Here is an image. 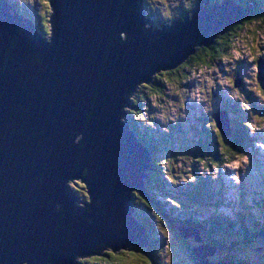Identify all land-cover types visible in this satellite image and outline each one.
Here are the masks:
<instances>
[{"label": "water", "instance_id": "water-1", "mask_svg": "<svg viewBox=\"0 0 264 264\" xmlns=\"http://www.w3.org/2000/svg\"><path fill=\"white\" fill-rule=\"evenodd\" d=\"M145 2L49 0L46 37L0 0V264H75L144 246L131 203L133 191L146 196L152 159L123 123L130 94L253 13L235 0H200L191 18L152 32ZM258 71L264 83L263 60ZM213 119L229 137L227 114ZM74 180L86 185L85 208ZM195 241L199 264H216V251Z\"/></svg>", "mask_w": 264, "mask_h": 264}, {"label": "rangeland", "instance_id": "rangeland-1", "mask_svg": "<svg viewBox=\"0 0 264 264\" xmlns=\"http://www.w3.org/2000/svg\"><path fill=\"white\" fill-rule=\"evenodd\" d=\"M15 1L22 5V8L28 7L32 10V6L34 8L33 14L37 12L35 13V23L41 27L40 16L42 17V14L45 15V13H42L43 6L39 4H48L49 6L48 0ZM193 1L196 2L197 0ZM190 2L191 0H147L146 5L150 6L149 11H152L151 6H154L156 14L169 10L175 18L179 12V6L186 9ZM36 3H38L37 7H41V10H37L39 7L36 9ZM48 16L51 17L50 14ZM258 26L259 33H253L252 28ZM121 38L123 40L126 39L123 34ZM235 43V49L230 52L231 56L227 60L216 61L213 67L209 69L204 68L195 73H188L187 77L182 81L174 78H172V81L169 80V83L162 81L163 98L158 99L151 92L152 89L151 91L143 92V96L148 97V101L144 100L143 102L145 105L146 103L148 104L144 114L138 119L140 130L141 132H149L151 136L158 139L157 143L161 145L160 151H158L160 154L157 152V159L162 160L163 164L160 174L157 173L156 175L161 178L166 187L165 195L161 196V194L154 193L156 199L151 195L155 200H159L166 205L164 210L166 216L171 213L174 216L182 215L183 220H189L188 217L190 216L194 218L198 216L211 217L212 211L216 210V205L210 208L208 205L211 202L195 203L189 201L185 193L192 185L198 186L201 183V179L218 188L216 179L220 171L219 180H223L228 184L227 191L230 196L225 200V206L219 205L216 214L242 217L247 222L254 217L255 220L253 222L264 223L263 126L255 127V122L250 124V136L256 141L249 146V150H244V155L233 158V161H228L227 163L222 161L220 166L215 163L212 168L202 165L198 161V159L202 158L201 156L213 157V154L216 153L212 151L210 154L205 150L209 138L206 135L204 136V130L207 128L214 135L218 134L219 140L220 135L222 137L218 129L213 132L214 129L211 127V124L216 127L218 123L217 120L215 123L212 118V115L218 109L222 108L221 111H223L225 104L239 105L243 112L241 116L245 121V117L249 118L250 113L252 114L255 111V108H251L252 104L259 109L260 101L264 98V94L259 90L261 86L257 77V61L261 58L264 59V24L260 25L257 21L249 24L242 32L240 39L235 41ZM160 79L167 80V77L164 76ZM262 87H264V83H262ZM229 100L233 101L230 102ZM247 111L250 112L248 117ZM260 111L262 112V110ZM204 118L205 123L203 121ZM258 119L264 121V116H258ZM223 123L226 125L225 120ZM201 142L203 148H201ZM197 156H199L198 159L196 158ZM151 168L153 167L151 166ZM200 173L201 178L198 179V174ZM79 183L81 184V181H71L68 187L77 193L76 196L79 202L81 201L79 203L77 200V206L85 208V205L90 204L91 200L90 196L87 195V188L79 185ZM152 207L151 213H154L156 208ZM146 212L149 211L146 209ZM243 212L244 216L241 215ZM154 215H150V219L153 221L157 237L165 241L164 248L166 252L160 257V264H182L188 255L186 256L177 241L176 246L174 245L176 236H173L172 232L175 230L170 231L168 227L166 228L162 224L161 219L166 220L164 216L161 215L160 218V216L154 217ZM193 236H196L195 233ZM193 239L195 240L196 237H193ZM190 242L193 244V241ZM125 249L124 247L118 252L120 253ZM243 249L245 253H248L257 262H259V259L264 261V243L262 240H257L252 246L251 244H243ZM125 251L130 252L131 250L127 249ZM133 256L134 258L131 260L136 261L137 264H144V260H147L141 253H134ZM147 256L150 258V262L152 261V264H154L152 253L147 252ZM91 258H95V264L100 260L98 257L92 256ZM213 260L217 264H223L225 262L224 254L216 252Z\"/></svg>", "mask_w": 264, "mask_h": 264}, {"label": "trees", "instance_id": "trees-1", "mask_svg": "<svg viewBox=\"0 0 264 264\" xmlns=\"http://www.w3.org/2000/svg\"><path fill=\"white\" fill-rule=\"evenodd\" d=\"M8 8L10 9L11 14L20 15L22 19L29 20L34 22L35 24V12L33 14V10H30L28 7L22 8V5L17 4L12 0H4ZM46 1V0H45ZM238 5L247 8V6H251L253 8V14L242 20L240 24L233 25L228 28V30L224 33H219L216 41L210 47H196L194 54L190 55L183 64L179 65L177 68L171 71L160 72L159 74L154 75L152 83L143 84L138 86L134 91L131 92L129 97V106L125 111V116L123 122L129 128L131 133L136 137V139L145 147L147 153L150 154L152 159V167L150 171L147 173V178L144 179V185L146 191V197L142 196L138 192H133L132 194V207L134 209L133 217L137 223V225L144 230L145 232V243L144 246L137 245H126L121 246L127 249H130V252H126L125 250L122 252H117L118 250H108L104 249L95 255L87 256V257H78L75 259V264H95L93 257H98L100 260L97 264H137L136 261L131 260L134 258V253H141L147 258L148 264H152L150 262V258L147 256V252L152 253V257L154 260V264H160V257L163 256L166 252L165 250V241L161 240L157 237V233L154 228L153 221L150 219V215L155 216H164L166 220L161 219L163 225L168 227L170 231H173V236L175 235L176 240L174 245L176 246V241L178 245L181 246V249L186 254V259L182 262V264H199L195 254L194 249L197 246L193 245L190 240H185L181 234H188V231H199L203 240L210 246L211 249L216 250V252L220 254H224L225 261H231L236 264H264V261L259 259V262L256 259L251 258L248 253L244 252L243 244H252L257 240H262L264 243V223H254L253 226L248 227L245 219L242 217H229L223 215L212 214L206 220H197V218L189 217V220H183L182 215L174 216L172 213L169 216H166L165 207L166 205L159 200L156 199V195L154 193L165 195L166 187L164 186V182L161 180L159 176L156 174H160L161 167L163 161L157 159L158 151H160V144H158V139L156 137L151 136L149 132H141L140 130V122L139 117L142 116L145 112V108L147 104L143 102L144 100L148 101V97L143 96V92L151 91L158 99L163 98V82L169 83V80L172 81V78L182 81L185 77H187L188 73L198 72L201 69H209L213 67L216 61H220L222 59L227 60L229 58L230 52L235 49V41H238L242 35V32L246 29V27L257 21L260 25L264 24V0H235ZM49 3V0L47 1ZM197 0L194 2L191 0L190 4L187 5L186 9L179 6V12L177 17H173L171 12L168 10L167 12L155 13L154 10L149 11L146 9V17L149 20L148 26L145 28L147 30H152V32L161 30L164 25L171 24L172 21L179 20V18L188 16V18L192 17V12L195 11L198 6ZM211 6L214 7L216 4H221L226 2V0H209ZM43 6L42 17L40 19L42 21L40 27V33L49 37L52 33L50 31V16L52 11L48 4H42ZM29 9V10H27ZM156 19V21H154ZM164 19V20H163ZM255 28V30H254ZM257 28V29H256ZM252 32L259 33V26L253 27ZM51 36V35H50ZM167 77V80L160 79L161 77ZM163 81V82H162ZM259 90L262 94H264V87H262V83L259 82ZM142 88L140 91L139 89ZM261 99V98H260ZM260 110H264V98L261 99ZM226 109L230 112V118L232 120L231 125V135L226 137L222 132V137L220 135V140L218 134L211 132V130L205 128L204 133L207 134L208 140L205 150L211 154L212 151L216 153L213 154V157H203L198 159L199 163L202 165H206L212 168L213 164H217L220 166L223 162L233 161V158H237L240 155H244V150H247L251 144H253V140L249 133L250 124H248L242 118L240 111H242L241 107L236 108L231 104H225ZM213 118V117H212ZM211 127L214 129L213 132H216L218 127L211 124ZM201 148H203L201 144ZM158 152V154H157ZM216 161V162H215ZM79 185L85 186L81 182ZM197 186V185H196ZM195 185L192 188V191L186 192V198L189 201H193L195 203L200 202H208L210 204L214 203V196L210 195V191L213 186L205 181L199 184L197 187ZM150 189V191H149ZM76 193V192H75ZM87 193V192H86ZM77 194V193H76ZM155 199L152 197V195ZM88 195V194H87ZM210 195V196H209ZM143 197V198H142ZM142 198V199H141ZM192 198V199H190ZM216 201H219V197L216 194ZM87 202V201H85ZM216 202L217 205H219ZM149 211L146 212V209ZM154 206L156 211L151 213V209ZM148 216V217H147ZM169 224V225H168ZM240 242V243H239ZM162 244V245H161ZM192 244V245H191ZM120 247V248H121ZM162 250V251H161ZM223 258V257H222ZM86 259V260H85ZM79 262V263H78Z\"/></svg>", "mask_w": 264, "mask_h": 264}, {"label": "bare ground", "instance_id": "bare-ground-1", "mask_svg": "<svg viewBox=\"0 0 264 264\" xmlns=\"http://www.w3.org/2000/svg\"><path fill=\"white\" fill-rule=\"evenodd\" d=\"M238 4V3H237ZM209 6H211V3L209 2ZM145 18H146V20H147V17H146V15H145ZM148 21V20H147ZM148 23V22H147ZM145 191H147L146 189H145ZM188 233L189 234H187V235H185V234H181V236L182 237H188V239H193V237H196V239H197V237L199 238V239H201L202 237L198 234V233H196L195 231H188ZM194 233H195V235L196 236H193L194 235ZM200 246H203V244H200ZM211 264V263H210Z\"/></svg>", "mask_w": 264, "mask_h": 264}, {"label": "clouds", "instance_id": "clouds-1", "mask_svg": "<svg viewBox=\"0 0 264 264\" xmlns=\"http://www.w3.org/2000/svg\"><path fill=\"white\" fill-rule=\"evenodd\" d=\"M145 6H146V8L148 9V10H150V6L148 7V5H146V2H145ZM152 7V10H154V6H151ZM146 14V13H145ZM148 22H149V20H148ZM146 26H148V23L147 24H145L144 25V28L146 27ZM146 29V28H145ZM147 30V29H146ZM149 31V30H148ZM150 31H152V30H150Z\"/></svg>", "mask_w": 264, "mask_h": 264}, {"label": "snow or ice", "instance_id": "snow-or-ice-1", "mask_svg": "<svg viewBox=\"0 0 264 264\" xmlns=\"http://www.w3.org/2000/svg\"><path fill=\"white\" fill-rule=\"evenodd\" d=\"M143 259V258H142ZM144 264H148V261L147 260H144Z\"/></svg>", "mask_w": 264, "mask_h": 264}, {"label": "flooded vegetation", "instance_id": "flooded-vegetation-1", "mask_svg": "<svg viewBox=\"0 0 264 264\" xmlns=\"http://www.w3.org/2000/svg\"><path fill=\"white\" fill-rule=\"evenodd\" d=\"M146 2H147V0H146Z\"/></svg>", "mask_w": 264, "mask_h": 264}]
</instances>
